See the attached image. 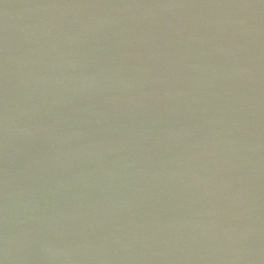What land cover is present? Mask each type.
<instances>
[{"label": "water", "instance_id": "obj_1", "mask_svg": "<svg viewBox=\"0 0 264 264\" xmlns=\"http://www.w3.org/2000/svg\"><path fill=\"white\" fill-rule=\"evenodd\" d=\"M0 264H264V0H0Z\"/></svg>", "mask_w": 264, "mask_h": 264}]
</instances>
